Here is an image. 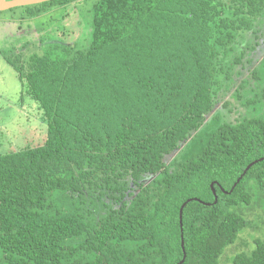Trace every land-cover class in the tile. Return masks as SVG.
<instances>
[{
	"label": "trees",
	"instance_id": "16d2710c",
	"mask_svg": "<svg viewBox=\"0 0 264 264\" xmlns=\"http://www.w3.org/2000/svg\"><path fill=\"white\" fill-rule=\"evenodd\" d=\"M90 13L81 49L3 53L47 138L0 154V264H220L258 227L244 214L264 217V118L168 160L228 94L249 82L264 102V0H96ZM252 243L233 264H264V238Z\"/></svg>",
	"mask_w": 264,
	"mask_h": 264
},
{
	"label": "rangeland",
	"instance_id": "374dc122",
	"mask_svg": "<svg viewBox=\"0 0 264 264\" xmlns=\"http://www.w3.org/2000/svg\"><path fill=\"white\" fill-rule=\"evenodd\" d=\"M95 1L65 0L58 8L35 17L30 16L23 7L0 12V154L40 146L47 138V124L41 116L37 102L23 94L18 74L7 62L5 55L19 54L26 43L28 48L23 49L24 58L35 51H58L57 46L60 43L70 44L72 49L83 48L87 44L91 29L90 10ZM257 52L258 57H263V48L258 46ZM256 93H252L248 82L245 91H240L238 98L232 92L226 96V104L221 100L203 126L177 153L170 156L169 169L172 171L177 168L176 164L199 155L212 133L220 126L244 118H264L263 100L252 102ZM255 210L244 215L254 225L257 223L258 227L255 230L242 231L237 241L226 247L220 264H233L232 257L237 252L248 250L250 246L253 248L251 240L254 237L264 238V217L258 216L261 211Z\"/></svg>",
	"mask_w": 264,
	"mask_h": 264
},
{
	"label": "water",
	"instance_id": "95a60500",
	"mask_svg": "<svg viewBox=\"0 0 264 264\" xmlns=\"http://www.w3.org/2000/svg\"><path fill=\"white\" fill-rule=\"evenodd\" d=\"M44 1H48V0H0V11H6L12 8H16V7H23V6H29V5H34V4H39L42 3ZM256 162V161H255ZM254 163V162H253ZM251 163L246 169V170L253 164ZM244 172V173H245ZM240 179H238L239 181ZM237 181V182H238ZM236 185V183H235ZM234 185V186H235ZM213 186V184L211 185ZM186 202L182 205L181 209H180V221L182 218V211H183V207L185 206Z\"/></svg>",
	"mask_w": 264,
	"mask_h": 264
},
{
	"label": "flooded vegetation",
	"instance_id": "af4514ba",
	"mask_svg": "<svg viewBox=\"0 0 264 264\" xmlns=\"http://www.w3.org/2000/svg\"><path fill=\"white\" fill-rule=\"evenodd\" d=\"M49 1V0H48ZM47 1H44V2H42V3H39V4H43V3H46ZM39 4H36V5H39ZM25 7V6H24ZM53 9H51V10H48V12H50V11H52ZM48 12H45V13H48Z\"/></svg>",
	"mask_w": 264,
	"mask_h": 264
}]
</instances>
